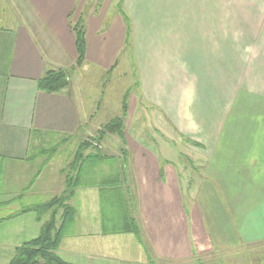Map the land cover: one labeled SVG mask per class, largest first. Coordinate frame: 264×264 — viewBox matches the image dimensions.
<instances>
[{
    "label": "crops",
    "instance_id": "obj_1",
    "mask_svg": "<svg viewBox=\"0 0 264 264\" xmlns=\"http://www.w3.org/2000/svg\"><path fill=\"white\" fill-rule=\"evenodd\" d=\"M9 2L17 17L0 26V264L51 215L32 208L65 191L40 145L91 123L78 81L59 94L38 89L47 70L74 65L69 22L79 18L81 71L97 74L118 61L127 20L140 95L188 154L130 138L136 147L112 167L87 169L56 254L69 264H190L193 254L222 262L264 249V0H120V10L118 0Z\"/></svg>",
    "mask_w": 264,
    "mask_h": 264
},
{
    "label": "rangeland",
    "instance_id": "obj_2",
    "mask_svg": "<svg viewBox=\"0 0 264 264\" xmlns=\"http://www.w3.org/2000/svg\"><path fill=\"white\" fill-rule=\"evenodd\" d=\"M85 6L84 12L88 9V6ZM16 17L17 13L10 5L9 0H0V26L8 27L13 25L16 22ZM129 52L130 48L129 50L123 48L118 58V61H120L118 63L119 67L115 71H109L104 74H97L94 71L82 73L81 67L76 66V61L70 69H64L69 74V84L72 81L79 82V97H85V104L88 103V106L92 107L91 112L93 116L89 128L80 134L72 136V138H68L65 143L60 142L57 144L56 140L48 138L42 146L40 145V147L46 150L47 156L53 157V166L60 167L59 172L62 178L66 179L71 174V168L75 167V164H73L76 161L75 155L83 143L90 144V147H86L81 151L83 156L80 158L81 160L88 154L98 153L102 156L104 155L106 159L89 163L85 162L82 167L81 183H84L87 169L95 168L98 164L100 166L104 165L107 168L112 167L113 163L110 159L122 153L128 154L131 147H136V142L140 143L141 146H146L150 150L154 149L161 153L165 150L167 152L180 151L188 154L185 146L181 142H178V139L173 134H169L166 130H163L164 128L161 127V124L156 119L159 114L143 101ZM85 86L88 88V91H85ZM83 89L85 93H82ZM125 93L129 94L127 99L128 109L125 117L122 119L124 136L123 140H121L116 134L103 133L102 126L114 118L121 116ZM126 138L128 141H130V138H133L136 142L131 140L128 144ZM53 146H55L53 153H48L49 149ZM36 152L34 142H31L30 154ZM79 160L77 162L81 163V160ZM125 161H127L126 158ZM106 200L109 201L110 198L107 197ZM255 253L256 255H254ZM188 263L264 264V249L254 251L250 256L241 255L223 259L222 262L216 257H211L210 253H204L201 256L193 254L188 259Z\"/></svg>",
    "mask_w": 264,
    "mask_h": 264
},
{
    "label": "trees",
    "instance_id": "obj_3",
    "mask_svg": "<svg viewBox=\"0 0 264 264\" xmlns=\"http://www.w3.org/2000/svg\"><path fill=\"white\" fill-rule=\"evenodd\" d=\"M118 9L120 10V0H118ZM122 17L126 20V16L122 14ZM69 27L74 35V46L76 51V66H82L85 58L86 41H85V26L82 18H79L75 23L69 22ZM124 48H130V27L126 20V37L124 42ZM127 51V50H126ZM117 62L114 64L113 71L117 66ZM68 72L64 69H51L47 70L43 77L38 82V89L40 91L49 94H59L66 92L69 85ZM128 93L124 94L122 103V114L120 117L114 118L105 125H103V133L116 134L118 138L123 140V122L122 119L127 113V99ZM86 147H90V144L83 143L81 148L75 155L74 168H71L72 172L65 179V191L60 195L53 197L49 201L36 206L33 211L38 213V216L49 213V219L45 221L41 227L40 234L35 239L23 243L15 250V254L8 264H69L64 262L57 254L62 225L67 224L73 219L74 210L68 204V201L72 197L74 190L81 185L82 167L85 162H93L104 160L106 157L101 154H88L82 160V150ZM81 163H78V160ZM79 160V161H80ZM77 163V164H76ZM26 211V210H25ZM57 215L59 217L57 218ZM59 219V224L58 220Z\"/></svg>",
    "mask_w": 264,
    "mask_h": 264
}]
</instances>
